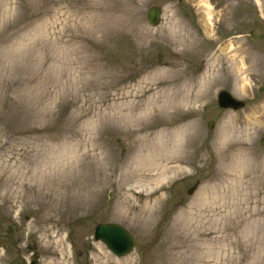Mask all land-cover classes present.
<instances>
[{"label":"rangeland","instance_id":"374dc122","mask_svg":"<svg viewBox=\"0 0 264 264\" xmlns=\"http://www.w3.org/2000/svg\"><path fill=\"white\" fill-rule=\"evenodd\" d=\"M260 2L0 0L3 240L16 230L0 264H264ZM211 79L208 95L190 101ZM222 89L244 105L221 107ZM189 122L198 129L188 152L167 158L159 147L152 168L151 142L174 143ZM101 222L129 229L133 251L118 257L95 239Z\"/></svg>","mask_w":264,"mask_h":264},{"label":"bare ground","instance_id":"6f19581e","mask_svg":"<svg viewBox=\"0 0 264 264\" xmlns=\"http://www.w3.org/2000/svg\"><path fill=\"white\" fill-rule=\"evenodd\" d=\"M257 2L262 7V4H261L260 0H257ZM204 6L206 8L205 16L207 18H209L210 15H211L210 14V11H211L210 6L207 4V2H204ZM234 67H235L234 68V71L236 72V74H237V76L239 77V80H240L238 92L239 93H242L243 91H246L247 89L250 88L249 87V83H248V79H247L248 76L246 75V72H247L248 68L246 67V64L244 62L241 63V61H239V64H235ZM213 81L214 80H212L211 82H209L207 80V83L206 82L200 83L199 86H204V85H207V84L208 85H207V87H206L205 90H203V88L197 89V92L198 93H201V94H196L193 99L190 98V101L192 100L193 102H195V100H196V102H198V101H201L203 99V97H205L206 95H208L209 91L213 87ZM151 100L156 101V105L153 106V107H156L157 104L160 103V97H157L156 94L153 97H151ZM168 105L171 108V111L173 113H175L176 111L174 109L179 104L177 106L176 105H173V104H168ZM145 111H147V110H145ZM142 114H144V109H141V111L137 112V117L136 118H139ZM175 115H178V113H175ZM150 126H151V124L145 125V126H140L139 128H146V127H150ZM229 126H230V123L229 122H226V124L224 125V129L225 130L229 129ZM191 127H194V130L193 131H191ZM197 129H198L197 128V124L194 123V122H189L187 124L184 123L181 126H179L178 130L175 132L174 143H172V142L169 143L168 140H165L164 141V138H165L164 136H162L160 138V140L159 139H155V141L153 143L151 142V145L152 146L149 148L148 153H147L148 154V160L150 161V166L152 168H156V166L158 165V162L160 161V159L163 158L157 152V148H159V147L165 148L167 150V152H166V153H168L167 158H169V156H170V154L172 152H173L172 158L173 157H176V155H179L180 156V152H181L182 148H183V152L182 153H184V152L187 153L188 152L187 149L190 146V141H191L190 138L191 137H194V136L196 137V131H197ZM192 134H193V136H191ZM145 138L146 137H144L142 139H145ZM181 158H180V160H181ZM141 163L143 164V162L141 160H139V162L132 168V171L131 172H134L133 175H137V173L140 172V170L142 169ZM113 165L114 164L112 163V165L110 166V168ZM178 165L176 166L177 167L176 169H180V167ZM96 168H101L100 162L97 164ZM125 177H126L125 173L124 174L123 173L122 174L120 173L119 175H117L118 183H120V181L124 180ZM134 177L135 176H132L129 179V182H131V185L132 186H133L132 182L134 181ZM95 186L96 187L94 188V193L93 194H100V192L102 191V182L98 183Z\"/></svg>","mask_w":264,"mask_h":264},{"label":"water","instance_id":"95a60500","mask_svg":"<svg viewBox=\"0 0 264 264\" xmlns=\"http://www.w3.org/2000/svg\"><path fill=\"white\" fill-rule=\"evenodd\" d=\"M161 8L154 5L148 11V20L153 26L161 22ZM219 105L225 108L238 109L244 105V101L235 98L229 91L222 90L218 94ZM214 122H209V127L213 128ZM264 145V137L262 139ZM193 188L190 189L192 193ZM95 236L102 240L109 249L117 256H125L131 252L135 245V238L131 232L119 223H101L96 227Z\"/></svg>","mask_w":264,"mask_h":264},{"label":"flooded vegetation","instance_id":"af4514ba","mask_svg":"<svg viewBox=\"0 0 264 264\" xmlns=\"http://www.w3.org/2000/svg\"><path fill=\"white\" fill-rule=\"evenodd\" d=\"M14 231H16V230L14 228L10 227V225H9V227L6 228V231H5V233H6L5 240H3V236H2L1 231H0V247H3L4 249H6L5 247L8 245V242H9L7 240V237L11 238V236L14 235ZM37 261H38V256H35L33 259L30 260V262L28 264H36ZM16 264H23V262L19 261Z\"/></svg>","mask_w":264,"mask_h":264}]
</instances>
